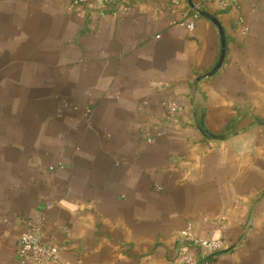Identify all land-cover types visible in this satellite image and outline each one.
I'll return each mask as SVG.
<instances>
[{
  "label": "crops",
  "instance_id": "0c3cea01",
  "mask_svg": "<svg viewBox=\"0 0 264 264\" xmlns=\"http://www.w3.org/2000/svg\"><path fill=\"white\" fill-rule=\"evenodd\" d=\"M73 1L0 0V264L34 228L63 264H182L186 229L264 264V0L205 11L197 86L189 0Z\"/></svg>",
  "mask_w": 264,
  "mask_h": 264
},
{
  "label": "built area",
  "instance_id": "2783aa9c",
  "mask_svg": "<svg viewBox=\"0 0 264 264\" xmlns=\"http://www.w3.org/2000/svg\"><path fill=\"white\" fill-rule=\"evenodd\" d=\"M103 9L114 11L117 7L127 2V0H99ZM239 0H202L200 8L204 11L208 9H216L224 11L229 7L237 5ZM83 1L75 0L72 6H78ZM199 15L192 13L191 21L184 19L181 25L193 30ZM168 113L170 117H174L180 111V108L170 103L168 105ZM37 229H30L23 234L19 240L17 248V256L21 260L31 259L35 264H63L61 255L65 250L64 245L55 243H42L38 235ZM177 255L182 264H211V261L219 254L229 251L227 242L223 239H200L192 233L190 229L183 230L176 236Z\"/></svg>",
  "mask_w": 264,
  "mask_h": 264
},
{
  "label": "water",
  "instance_id": "95a60500",
  "mask_svg": "<svg viewBox=\"0 0 264 264\" xmlns=\"http://www.w3.org/2000/svg\"><path fill=\"white\" fill-rule=\"evenodd\" d=\"M189 3L191 5V9L193 10V12L195 14L208 18L217 26L219 33H220L221 41H222L221 55H220V58H219L217 65L214 67V69H212V71H210L209 73L200 77L197 80V83H196V86H197L199 82H201L202 80H204L206 78H209V77L215 75L217 73V71L220 69V67L222 66V64L224 62V58H225V54H226V43H225L224 31H223V28H222L220 22L218 21V19L216 17H214L213 15L205 12L200 7L196 6L194 3H192L191 0H189ZM260 123L262 125H264V121H260Z\"/></svg>",
  "mask_w": 264,
  "mask_h": 264
}]
</instances>
